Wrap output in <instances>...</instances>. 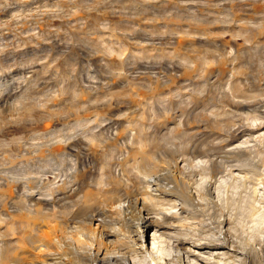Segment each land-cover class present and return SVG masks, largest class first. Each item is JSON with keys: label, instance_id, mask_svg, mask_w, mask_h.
Returning <instances> with one entry per match:
<instances>
[{"label": "rangeland", "instance_id": "rangeland-1", "mask_svg": "<svg viewBox=\"0 0 264 264\" xmlns=\"http://www.w3.org/2000/svg\"><path fill=\"white\" fill-rule=\"evenodd\" d=\"M261 13L264 14V0H0V216L4 215L9 191L14 189L9 188L6 178L29 168L49 170L58 165L59 157L46 145L63 136L80 138V142L67 144L80 157V173L67 191V199L73 204L68 210L75 226L84 218L87 221L90 214L102 217L118 204V199L134 197L139 189L135 179L129 187L121 182L122 171L114 159L113 178L106 185L100 171L104 151L95 154L88 147L90 134L108 137L117 131L121 136L138 133L128 162L123 163L125 168L143 150L140 148H149L150 137L172 139L176 146L182 142L200 143L203 148L207 141L220 136L232 121L228 96H223L232 74L225 69L236 66L240 71L241 60L251 59L246 50H253L246 42L251 40L254 47L261 42L262 31L253 24ZM238 21H246L253 30ZM225 45L231 53L239 50L233 63H226L222 58L226 56L219 55ZM257 57L253 55L247 63L248 77L238 71L232 77L241 92H254L250 84L258 81ZM236 99L242 101L240 97ZM216 111L220 112L219 118ZM236 119L238 124L237 116ZM179 121L184 126L174 130ZM238 127L233 128L232 141L236 144L245 138ZM44 143L46 147L41 148L39 145ZM200 146L195 149L202 150ZM108 152L113 153L111 148ZM114 152L116 156L117 150ZM260 168L259 179L247 170H235L248 183L237 193L229 190L230 196L235 192L233 195L238 197L241 192L246 197L248 216L237 224V232L226 221L227 210L220 217L201 199L197 217L188 218L186 225L176 224L177 229L194 230L198 243L214 244L208 248L188 243L196 256L188 255L181 247L163 246V251L151 252L152 231L139 239L135 232L138 221L132 212L119 223L108 219L113 224L98 226L95 222V226L103 232L110 250L115 249L118 238L137 239L133 247L115 250L118 257H126V264H155L160 260L166 264H250L252 260L264 264V181L260 179L264 178V163ZM53 175L47 173L52 182ZM13 192L17 197V190ZM142 203L141 200L139 205ZM252 215L258 219L259 229ZM1 217L3 231L12 222ZM36 218L33 214L30 220ZM45 225L43 230L48 231ZM114 225L116 229L120 227V235L113 232ZM224 238L228 242L225 250L215 246ZM67 241L72 239L68 237ZM15 244L13 249L22 251L20 244ZM27 250L36 254L39 248L35 252L29 247ZM100 254L103 257L105 252L101 250Z\"/></svg>", "mask_w": 264, "mask_h": 264}, {"label": "bare ground", "instance_id": "bare-ground-1", "mask_svg": "<svg viewBox=\"0 0 264 264\" xmlns=\"http://www.w3.org/2000/svg\"><path fill=\"white\" fill-rule=\"evenodd\" d=\"M255 19L254 22L251 21L262 31L263 38L258 45L256 44V47L253 46L251 40L245 42L248 44V48L253 50H246L250 58L253 59L255 54L258 56V81L250 84L253 85L251 89L254 92L245 93L241 92L238 85H236L237 83L234 82L235 79L232 78L238 74L248 77L250 73L247 71L248 68L246 66L248 67L247 63L250 64L249 60L251 61V59L241 60L240 71H238L236 66L233 69L227 66V70L225 69L226 72L229 70L232 74L228 80V91L225 90L226 93L223 95L228 96V104L232 109L230 111L232 121L230 123L227 122L225 132L210 141L206 142L204 140L206 144L203 143L205 144L203 148L200 143L193 145L190 142H182L176 146L172 139L164 137L156 140L150 137L149 141L145 140L148 141L149 148H140V150H143L138 153L137 157L136 155L134 156L136 158L129 168L128 165L125 168L123 163L129 159L134 148L133 144H136L135 140L139 137L138 133L135 134L133 132L132 134L128 132L127 136H121L119 131H115V135H109L108 137H102L97 132L90 134L91 143H89L88 147L95 154L98 151H104V162L100 171L106 185H109L113 178L111 162L114 159L122 171L123 178H121V182L129 187L132 185L131 180L135 179L139 183V189L136 190L134 197L126 195L125 201L118 199L120 200L118 204L108 209L102 217L98 214H90L91 216L87 218V221L84 218L82 222L80 221L82 224L80 223L81 225L76 226L72 220L73 218H70L72 214L68 209L73 207V204L67 199V191L70 190L71 183L75 182L77 173H80V157L74 154L73 151L75 150L70 149L67 144L71 142L69 144L71 145L80 142V138L78 135H66L46 145L53 155L59 157L58 165L49 170L48 167L40 170L29 168L24 172L6 178L9 188L14 186L13 190H17V197L11 189L9 191L10 194L7 192V200L3 205V217H5L6 222L12 223L6 224L3 231L0 230V264H90L89 262L91 261L99 264H126V257H118L115 250L120 246L133 247V243H138L137 239L132 238L131 241H126L118 238L116 241L117 246L114 250H110V246L98 226L113 224V221L119 223L126 218L128 212H132L138 221L135 232L138 233L139 239L144 237V234L148 237V232L152 231L151 252L156 250L155 252L159 253L163 251L161 250L163 246L169 248L181 247L188 255L196 256L193 252V247L190 246L188 248V243L191 242L194 247L208 248H212L214 244H211V242L198 243L194 237V230L189 228L191 231H183L182 229H177L176 224L183 223V225H186L184 222L188 218L197 217L200 211L199 207H201L200 199L206 204L208 209L212 208L215 214H220V217L225 215L227 210L228 218L226 221L230 224V228L237 232V224H242L248 215L245 213L246 206L244 202L246 197L241 192H238V197L233 194L237 193L240 188L246 189L248 183L241 179L239 172L235 173V170L238 167L243 169V171L247 170L253 178L259 179L260 167L264 163V14L257 18L258 20ZM251 21L250 23H252ZM245 22H242V24L244 25ZM242 24L240 23V25ZM244 27L247 29L253 28L247 24ZM259 29L258 31H260ZM249 41L251 42L249 43ZM238 52L239 50L236 48L235 52L231 53L228 51L227 45H225L223 53L219 55L227 57H222L226 63L228 60H232L233 63L239 56ZM232 54H234V57ZM242 54L245 55L244 52ZM226 65H229V63ZM237 97H240L242 101L236 102ZM215 113L216 117L220 115V112L217 113L216 111ZM235 113L239 120L238 124ZM220 120H218L219 123L222 122ZM219 123L218 125H220ZM180 125L181 121L176 126L174 125V130L175 128L180 129ZM237 125L241 127L240 134L245 137L243 139L241 136L243 140L239 141L238 144L232 141L234 136L233 128ZM220 126L223 127L224 124ZM186 134L188 135V132ZM39 146L42 148L45 143ZM197 146H200L202 150L200 148L195 149ZM192 147H194L195 151L192 150ZM109 148L113 151L112 154L108 152ZM36 150H38L37 147ZM116 150L115 156L114 151ZM180 157V161H184L183 166L180 165ZM162 169H165V171L162 172ZM175 170H178L181 176H179V173L175 176L178 172ZM186 170H188V173H186ZM48 172L54 174L55 181L59 180L52 182L53 180L47 177ZM183 173L185 175L182 176ZM260 179L264 181L263 177ZM230 188L232 191L235 190L231 196L229 195ZM38 194L40 197H37ZM42 196L45 199L48 196L50 198L48 197L46 202L44 201L45 199L41 198ZM141 200L143 203L140 206ZM43 202H46V204H43ZM145 209L147 215L144 214ZM33 214L37 215V218L30 220ZM3 217L1 218L4 219ZM251 217H253V222H255V228L259 229L258 219L253 215ZM108 219H111L112 222L108 221ZM95 222H98V226H95ZM44 223H46L45 226L49 229L48 231L43 230ZM114 226L111 227L113 232L120 235V227L116 229V225ZM123 227L124 224L122 229ZM190 227H192V224ZM57 228H59V233ZM139 230H141V233ZM123 235L126 238L125 234ZM68 237L73 242H68ZM16 242L20 244L19 249L22 251L13 249ZM23 244H26L27 247H23ZM217 245H219L220 249L225 250L228 248V242L225 238L219 239L215 246L218 247ZM93 246L96 249L94 252L92 251ZM28 247L32 251L39 248V251L36 254L28 253ZM101 250L105 252L103 257L100 254ZM224 253L228 254L229 251L226 250ZM155 264H166V262L164 263L160 260V262ZM250 264H259V262L252 260Z\"/></svg>", "mask_w": 264, "mask_h": 264}]
</instances>
